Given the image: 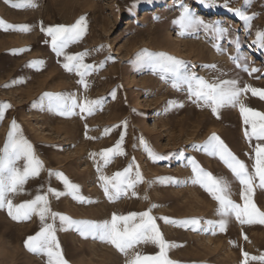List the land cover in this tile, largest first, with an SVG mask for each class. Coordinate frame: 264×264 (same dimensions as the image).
I'll list each match as a JSON object with an SVG mask.
<instances>
[{
  "label": "rangeland",
  "instance_id": "obj_1",
  "mask_svg": "<svg viewBox=\"0 0 264 264\" xmlns=\"http://www.w3.org/2000/svg\"><path fill=\"white\" fill-rule=\"evenodd\" d=\"M17 2L0 0V21L4 22L0 25V105H11L3 109L0 120V148L15 121L43 166L37 177L27 180L22 192L10 197L13 203L46 195L52 212L95 222L111 220L114 213L150 210L170 245L167 257L173 264H242L243 252L264 254V224H241L232 217L224 232L217 229L212 234L205 222L219 221L217 202L192 183L189 161L195 160L205 171L232 181V198L241 202L239 184L230 170L219 157L200 147L215 133L252 170L257 141L245 138L247 126L239 107H224L214 115L209 107L189 99L186 86L174 88L171 78L161 79L135 63L141 49L164 52L209 82L237 80L240 87L247 84L264 90V47L257 42V33H264V0H33L34 7H13ZM180 3L206 23H220L228 34L214 38L201 28L181 35L174 23ZM235 9L251 19L246 21ZM81 16L87 19L86 34L65 51H88L84 63L94 65L95 70L85 77L87 88L78 83L75 71L63 67L64 57L52 51L51 38L41 31V27L71 25ZM20 25L30 30L11 27ZM252 68L258 71L249 74ZM46 92L101 103L91 115L79 109L72 115H59L40 104ZM240 99L264 113V100L258 95L248 91ZM121 137L124 154L112 155L105 165L99 154L114 148ZM145 145L162 158H150ZM129 165L133 176L139 167L144 182L135 186L136 195L129 190L110 201L99 177H111ZM56 173L77 185L85 202L74 199ZM256 184L253 201L264 211V189ZM50 189L59 192V197ZM162 218L176 222L199 218L201 223L193 231ZM46 223L52 224V218L47 217ZM60 224L57 218L56 236L67 264H126L132 255L130 251L125 256L92 235H81L74 227L60 230ZM41 226L35 214L18 221L7 207L0 208V264H47L46 256L25 247L27 238ZM135 251L156 255L159 248L148 243ZM248 264L259 262L249 260Z\"/></svg>",
  "mask_w": 264,
  "mask_h": 264
},
{
  "label": "snow or ice",
  "instance_id": "obj_2",
  "mask_svg": "<svg viewBox=\"0 0 264 264\" xmlns=\"http://www.w3.org/2000/svg\"><path fill=\"white\" fill-rule=\"evenodd\" d=\"M205 0H201L204 3ZM17 8L34 7L33 0H18L12 5ZM180 15L174 21L179 28L180 34H190L194 30L203 28L214 38H223L228 34V29L218 22L206 23L203 19L193 14L192 10L184 3H180ZM237 15L246 21L251 17L245 16L240 9L233 10ZM4 22L0 21V25ZM19 31L30 30L27 25L11 26ZM7 30V29H5ZM51 38L52 51L57 56H63L65 63L63 67L68 72H73L80 77L78 83L85 88L88 87L85 77L95 70L94 65L84 63V58L89 55L88 51L69 54L65 50L72 44L79 42L87 31L86 16H81L71 25H55L47 28L41 27ZM258 43L264 47V33L258 32ZM217 47V50L221 49ZM237 62L238 58H232ZM37 63H43L37 62ZM135 63L140 67H147L153 73L159 74L161 79L171 78L172 86L178 88L184 85L187 88L189 99H192L198 106L209 107L214 115L218 116L219 110L224 107H239L243 117L245 128V138L248 141L255 139L257 143L253 148L254 157L251 171L249 167L228 148V146L215 133L211 134L204 145L200 146L208 154L217 156L227 166L232 173L234 181L239 184V198L237 202L232 198V181L226 178L218 177L210 172L205 171L195 160H190L192 168V183L200 185L205 191L217 202L216 214L220 217L219 221H206L205 223L212 230V234L218 229L224 232L227 227L228 219L234 217L241 224H264V211L260 210L253 201V194L256 182L258 187L264 189V113L255 111L241 102V95L250 91L253 96H259L264 100V90L253 88L251 85L240 87L237 80H219L209 82L203 77L197 76L195 72L187 69L186 63L164 52H150L147 49H141L136 54ZM215 68V65H210ZM247 71V68H245ZM258 69L252 68L251 73L257 72ZM114 95V93H113ZM41 105H46L49 111L59 115H72L75 110L79 109L81 113L91 115L95 107L101 103L99 100L78 101L75 96H69L64 93H43L39 98ZM169 103H172L171 101ZM182 107L183 105H179ZM11 107L10 104L0 105V120L3 119V109ZM126 126V121L123 122ZM108 130L106 129V132ZM123 137L118 141L114 148L103 150L99 155L106 165L109 163L112 155H123L121 149ZM150 158L154 161L161 159L151 149L145 145ZM42 162L36 157L32 144L23 136L21 129L15 121L10 126L7 139L2 148H0V208L7 207L8 214L14 220H27L32 215H37L41 221L40 230L33 236H29L25 241V247L28 251L35 254H43L47 257V264H67L60 250V245L56 236L57 228L55 220L58 218L61 222L60 230H68L74 227L81 235H92L101 241L107 242L114 246L118 251L128 256L126 264H173L167 257L169 243L164 240L160 232L156 218L149 211L132 212L127 215L113 214L111 220L102 222L73 220L63 214L51 211L48 198L46 195L37 194L34 199L26 200L19 204H14L10 198L20 193L24 189L29 178L39 175L42 168ZM133 166L129 165L121 172L114 173L111 177L101 175L99 177L101 187L105 196L110 201L119 199L126 195L129 190L136 195L134 189L138 183H143V176L136 166L135 175H131ZM99 167L97 171H99ZM51 174V173H50ZM63 181L69 194L79 202H85L84 198L79 196V188L70 182L63 173H56ZM53 194L59 197L60 193L51 190ZM147 198V197H145ZM51 217L52 224L46 223V218ZM166 223H179L180 226H190L193 231L199 230L198 226L201 221L199 218H192L180 222L170 221L168 218H162ZM247 239V237H245ZM152 243L159 248L156 255H145L135 251L138 245ZM244 260L242 264H248L249 260L258 261L264 264V254L260 256H250L249 253H242Z\"/></svg>",
  "mask_w": 264,
  "mask_h": 264
},
{
  "label": "bare ground",
  "instance_id": "obj_3",
  "mask_svg": "<svg viewBox=\"0 0 264 264\" xmlns=\"http://www.w3.org/2000/svg\"><path fill=\"white\" fill-rule=\"evenodd\" d=\"M209 10V8H207ZM185 108V107H184ZM194 108V107H193ZM186 132V131H185ZM30 234V233H29Z\"/></svg>",
  "mask_w": 264,
  "mask_h": 264
}]
</instances>
